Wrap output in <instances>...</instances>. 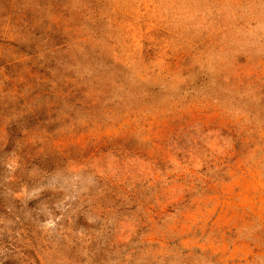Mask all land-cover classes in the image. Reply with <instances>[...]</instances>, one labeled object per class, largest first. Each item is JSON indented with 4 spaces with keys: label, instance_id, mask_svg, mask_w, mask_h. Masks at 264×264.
Segmentation results:
<instances>
[{
    "label": "rangeland",
    "instance_id": "obj_1",
    "mask_svg": "<svg viewBox=\"0 0 264 264\" xmlns=\"http://www.w3.org/2000/svg\"><path fill=\"white\" fill-rule=\"evenodd\" d=\"M0 264H264V0H0Z\"/></svg>",
    "mask_w": 264,
    "mask_h": 264
}]
</instances>
